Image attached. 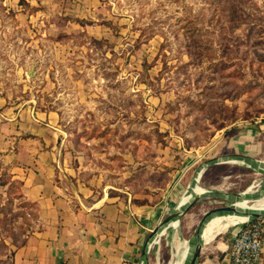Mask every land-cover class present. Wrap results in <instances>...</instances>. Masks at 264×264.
Instances as JSON below:
<instances>
[{"label":"rangeland","instance_id":"rangeland-1","mask_svg":"<svg viewBox=\"0 0 264 264\" xmlns=\"http://www.w3.org/2000/svg\"><path fill=\"white\" fill-rule=\"evenodd\" d=\"M52 1L30 5L44 21L28 26L0 10V82L59 113L69 159L100 188L164 191L181 167L206 161L225 129L264 117V0ZM250 166L217 165L197 184L235 198L264 178V159ZM1 189L7 252L27 216L18 184ZM226 197L194 203L154 240L148 264L181 258L203 213L235 204Z\"/></svg>","mask_w":264,"mask_h":264},{"label":"crops","instance_id":"crops-1","mask_svg":"<svg viewBox=\"0 0 264 264\" xmlns=\"http://www.w3.org/2000/svg\"><path fill=\"white\" fill-rule=\"evenodd\" d=\"M37 1L0 0V10L7 21L28 26L30 21H44L30 15V5ZM39 1L48 7L56 4ZM64 137L57 111L39 108L34 99L15 94L0 82V192L4 186L18 184L28 228L20 243L0 252V264H117L121 260L139 264L145 261L151 230L178 208L201 167L200 178L217 165L244 163L251 167L249 161L264 159L262 117L239 124L232 134H220L204 152L209 154L206 161H214L204 166L206 161L201 160L187 163L163 192L121 194L100 188L97 177L81 176L69 159ZM201 193L193 188L188 195ZM177 225L173 221L167 229ZM221 232L211 240L203 238L197 264L230 263L235 229ZM5 244L9 242L5 240ZM261 251L264 264V232Z\"/></svg>","mask_w":264,"mask_h":264},{"label":"bare ground","instance_id":"bare-ground-1","mask_svg":"<svg viewBox=\"0 0 264 264\" xmlns=\"http://www.w3.org/2000/svg\"><path fill=\"white\" fill-rule=\"evenodd\" d=\"M252 165H255V163L249 161ZM257 167V166H256ZM264 169V168H263ZM198 173L194 176L193 183L186 189L184 192L179 204L178 208L174 210L172 213L178 212L182 206L184 205L185 202L190 198L188 195L189 192L193 191V188L196 192L204 191L205 188L197 185V179H198ZM195 186V187H194ZM257 187H259L257 189ZM259 196L255 199H251L253 195L258 194ZM234 198V197H233ZM236 201L233 206L237 209L236 211H229V212H224V213H217L214 214L213 216L208 217L201 229H200V237L201 240L208 241L211 240L212 237L220 231H223L227 229L230 225L240 223L242 221H245L250 217V215L246 212L249 211H260L264 212V178L258 186H255L254 184H251L248 186L244 191L241 192L240 197H235ZM250 201V204L248 206L244 205L242 201ZM176 222V221H175ZM183 250L182 251V256L176 261L171 262L170 264H186L187 262V257L186 254H188V243H183L182 244ZM177 249V248H175ZM181 252V251H180ZM143 264V261L140 263Z\"/></svg>","mask_w":264,"mask_h":264},{"label":"water","instance_id":"water-1","mask_svg":"<svg viewBox=\"0 0 264 264\" xmlns=\"http://www.w3.org/2000/svg\"><path fill=\"white\" fill-rule=\"evenodd\" d=\"M214 161V160H207L206 162L203 163V166L205 164H208L209 162ZM255 164H259L261 165L262 162H257L255 161ZM203 169L201 167V169L199 170L198 173V179L197 182L200 179L201 173H202ZM190 186V185H189ZM241 192L239 193H234L233 195L235 197H240ZM210 195H220V196H227L230 195V193L225 192V191H221V190H216V189H207L206 192L201 193V194H194L191 195L190 198L187 200V202L184 203V205L182 206V208L175 213H169L164 219H162L161 221H159L156 226L151 230L149 238L147 239V251H146V256H145V261L143 262L144 264H148V251L150 248V245L152 243V241H154L155 238H157L164 230H166L173 221H176L178 223V221L180 220V218L186 213V211L196 202L200 201L202 198L204 197H208ZM254 196H259L258 194L253 195V197H251V199H255ZM237 209L235 208V206L228 204L225 206H217L214 208H210L208 210H206L203 215L201 216V218L198 221L197 226L194 229V232L191 236V238L189 239L188 242V254H187V262L186 264H197V260L199 258L201 249H202V245H203V241L201 240L200 237V229L204 223V221L217 213H224V212H229V211H236ZM250 215V217H248L247 220H251V219H263L264 220V212H260V211H249L246 212ZM141 263V262H140ZM139 263V264H140Z\"/></svg>","mask_w":264,"mask_h":264},{"label":"built area","instance_id":"built-area-1","mask_svg":"<svg viewBox=\"0 0 264 264\" xmlns=\"http://www.w3.org/2000/svg\"><path fill=\"white\" fill-rule=\"evenodd\" d=\"M239 226V227H238ZM233 233L229 250V264H261L263 219H249L238 223ZM117 264H136L131 260H121Z\"/></svg>","mask_w":264,"mask_h":264},{"label":"trees","instance_id":"trees-1","mask_svg":"<svg viewBox=\"0 0 264 264\" xmlns=\"http://www.w3.org/2000/svg\"><path fill=\"white\" fill-rule=\"evenodd\" d=\"M237 126L234 125V126H231L230 128L228 129H225L224 131V135H228V134H232L235 130H236Z\"/></svg>","mask_w":264,"mask_h":264}]
</instances>
